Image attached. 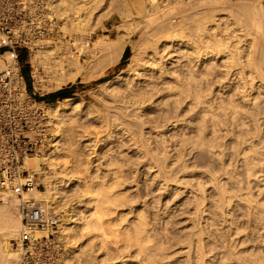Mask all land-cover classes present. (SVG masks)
<instances>
[{
	"label": "rangeland",
	"instance_id": "1",
	"mask_svg": "<svg viewBox=\"0 0 264 264\" xmlns=\"http://www.w3.org/2000/svg\"><path fill=\"white\" fill-rule=\"evenodd\" d=\"M139 1L140 2L142 1V3L144 5L139 3ZM182 1L183 0H181V2ZM232 1L227 0L229 6L232 5V8H231L227 5V2L221 0L222 4H223V2H224V4L226 3V5H224V4L223 5H224V8H227V9H225L227 12L225 10L219 11V13H223L221 15H217L218 14V12H217L216 13L217 16H215V17L218 21H216V19H213L215 22L213 21V23H211L212 22V19H211V21L209 23L210 27H211V25L217 26L220 29L222 27H224L226 21H229V19H230L229 8L235 9L234 7L238 6L239 4L241 5V3H238V1L239 2L243 1V3H244V0H238V1L234 0L233 2L238 4V5H236L234 3L230 4ZM245 1H247V0H245ZM260 1L263 2L264 0H260ZM88 2H90V1L87 0V3ZM129 2H130V4H129ZM176 2L177 1H175V0H144V1L143 0H94L95 4H93V0H92V2H90L88 4V6L91 4L92 13H91V11L89 12V14H90V15H88L89 18L87 17V19L84 22L85 28H86L85 29L86 33H84V36H83V34L81 35L77 32L75 33V31L71 32V34L69 32L67 33L66 26H68V24H70V23L71 24L73 23V25H74L77 22V20L75 19L76 14L74 12H72L70 15L71 19L68 22H67V20H65V18L63 16H59L56 14L57 19L61 20V23H59V24L57 23V26H56L57 28L54 30L53 34H51L47 38V41H52V42H57V41L62 40L63 42L60 41V42H62V44L64 42H68L70 40L69 43H71V44L69 45V48H70L69 52H71V50H72V57L74 59H76V58L79 59L80 65L82 64L81 65L82 66L81 72H82V76L84 77V81L81 78L82 76L81 77L77 76L75 79V82H73L74 80H71V77H73L76 74V72L78 73V71H76L74 69V67L71 66L70 63H68L66 61L63 63L65 65L64 71L57 70V72H58L57 75L58 76L61 75L60 77L63 76L67 80V82L62 86V88L69 87L71 85L73 86V88L71 89L72 92L69 93L70 97H68L70 99V101L66 103L65 107H63L61 109V112H60V114L62 113L61 116L63 117V119L61 117V120H62L61 122H64V123H61L59 126V128L61 127L59 129V132H60L59 137L56 134H54L55 132L53 133L54 125H50V131H51L50 139L53 140V139H56L55 137H57L56 142H58V143L60 142L59 147H58V149H60V150H58L55 154H53L52 160L50 161V163L48 165H41L40 166V169H41L40 174L36 172L37 180L41 186L40 189H38V190L40 192H46V190H47L46 188L51 187V184H53V182L55 180H59V179L62 180L63 186L60 188L61 190L59 189L58 196L60 197L63 195L60 198H66V199L75 198V199L79 200V201L75 200L76 202H72L73 205L69 208L73 209V215L75 214L74 218L78 217L77 219L75 218V220L78 221V223L75 221L77 223V224L76 223L75 224L77 226L81 225V227H83L82 224H85L84 222H86L87 219H90L91 216L94 214L93 212H95V208H96V206H98V205H96V204H98L97 200H99V199L101 200V198H99V197L101 195V191L103 190V189H101L102 185L104 188H107V190H108V187H110L108 191H111L110 193H112V194L109 196L111 198H113V197L114 198H113V200L110 199V201H112L113 203L110 201H108V203L105 202L106 204L103 203L106 205V206L105 205L104 206L106 207L105 209L107 210L108 215H107L106 211H105L106 215L104 214L105 212L102 215H99L100 218L102 219L101 220L102 225H103L102 229L99 231V228H94V229H91V233H90L91 240L93 239V243H95L93 248L97 249L95 251H96V254L98 255L99 259L100 258L102 259V254H103V252H106V248L107 249L109 248V250H111L110 251L111 253H109V256L107 257V261L105 262V264H140V261H141V263H145V261L143 262L142 258L145 257L146 251L141 252L143 249L142 250L137 249L139 246L137 247L136 246L137 244H134L135 242L133 240H130L131 241L130 242L128 240V237L126 234L129 232L131 234L135 233L137 226L139 227L142 224V222H140L141 221L140 218L142 219V221H144V220L146 221V223L143 222L145 225L142 224L143 228L150 226L151 229H155V231H154V230H151L150 227L148 229L146 228L147 229V231H146L147 236H145L146 234L144 232L142 234L140 233L142 236H144V238H142L139 235L140 239L142 238L141 242H143V243H141V244L143 246H145L146 248L147 247L150 248V245L154 246L155 244H157V242H159L158 244H160V242L166 240L165 241L166 244H164V242H163V244L162 243L161 244H162V246L163 245L165 246L164 248H166V247L169 248V250L167 248L169 253L164 252L166 249H164V251H163V253L168 254V255L166 254V256L168 258L167 257L162 258V256L163 255L165 256V254L160 255V256H158V258H160L161 260L165 259V258L166 259L162 260V261H160V259H159L158 263L166 264V262H167V264H168L170 262L171 264H182V262L185 261L184 259H186V258L184 257V259H183L182 253H184L186 251L184 245H186V242L191 235L190 232L193 228V226H192L193 223L191 220L193 200L190 199V198H192L190 195V192H192L193 187L191 188V186H192V184H194V182L195 183L198 182L199 178H201L200 181L202 183H204L203 185L206 184V186H205L206 187L205 188L206 189V193H205L206 195L205 196H207V197H206V199H205L206 201H204V203H206L207 205L209 203L212 204L211 201L214 202V200L216 199V194H214L215 195L214 197L212 196L213 195L212 193H215V192L213 190H211V188H210L211 184L208 181H206L207 180L206 177L203 178V175L201 172L207 171V169H210V170L213 169L212 171H214L215 168H216V170H215L216 173L219 174L222 172V171H220V170H222V168L220 167V165H218L217 162L212 163V161L205 154L203 155V153L200 152L199 149H196V147L194 146L196 141L197 142L199 141V137H201L200 140H202V141L204 140L205 143L219 144L221 147V150L223 152L225 151L224 152L225 156H226V157L224 156V161H225V166H226L225 168L227 170L229 169V171L231 170L230 172H232V173L234 170L236 177L238 176L237 178L238 179L240 178V180H242L241 181L242 186L245 189L250 187L249 189H251L254 198L256 200L259 199L258 201H260V202L262 200L260 198V197H262V195L260 194L261 191L259 192V190H261V188H262V190L264 189L263 188V186H264L263 182L264 181L262 182V180H264V177H263L264 175H262L264 173L263 172L264 170H262V171L258 170L256 173L257 176L248 178V175L251 172L249 171L250 172L249 173V172H247L248 170H244L246 168H244L245 166L243 164H241L242 162H240L241 161L240 160L241 155L243 154V152H241V147H243V145L241 146L240 143L242 140L246 139L247 140L246 142H248L247 145L249 146V149L254 144L257 145L258 147H261L260 142L264 143V139H263L264 138L263 137L264 136V134H263L264 133V131H263L264 130V122H262V120L260 119V121L262 122L260 125L262 128L260 130L261 134H259L258 136L256 135L257 137L255 138L254 137L255 134H252V133H254L253 132L254 130L251 127V125H249L247 127L248 129L245 126H243L244 128L247 129V131L245 129L246 132L245 131H244V133L241 132L242 134L240 135L239 133H240V131H242V127H240L241 125L240 126L235 125L236 126L235 127L234 126L235 123H233V121L231 120L232 118H228V117H230L228 110L232 106H234V108L237 110V107L242 102H241L240 95L237 96L239 93H238L237 87H235V86H238V85H235V80H233L234 77H232L233 81L232 80L227 81V79L221 77V75L223 76L222 70L224 68V67L221 68V66L223 65V63H221L222 59L219 58V59H216L218 61H212V62L206 61V64H205L206 69L209 68V66H210V68L213 70L212 73L209 74V76L202 74V72L205 71L202 69H204L205 67L204 68H202L201 66L199 67V65H197V64H195V65H197L196 66L197 70L191 69V67H189V66L194 64V61H192V60L188 61L189 58H185L183 56L184 51L187 50L185 48V45L177 46L179 48V50L177 47H174L176 50H173L171 44H169L168 46H170V48H169L170 50H168V49H166L168 51L165 50L166 51L165 55L167 54L166 57L162 61H160V59H159V58H161V56L158 55V53L161 50L160 48H162L161 44L163 42H172V37L174 35L178 34V32L176 33L175 29L177 28L176 29L177 31L179 29H180L179 31H181L183 29V26H180L181 24L184 25V27L185 26H187L188 28L190 27L189 26L190 21L189 22L187 20L181 21V18H179V17L180 16L182 17V15H183V18H184L186 15L194 14L196 11H198L196 8H192L188 4L189 0H184V2H182V4H180V6L183 5L184 7H180L179 5L176 4ZM133 3H135V4H133ZM136 4H138V5H136ZM233 4L236 6H234ZM225 6H227V7H225ZM140 7L141 8L143 7V9H144V13L141 14L142 16L136 11ZM179 7L181 8V10ZM185 7H186V10H184ZM188 7H190V8H188ZM172 8L174 10H171ZM224 8H222V9H224ZM183 11H187L188 14H186ZM189 12H190V14H189ZM73 13H74V15H73ZM127 13L129 15H131L130 18H129ZM163 13H164V15H163ZM84 14H85V12H83V11L80 13V15H84ZM143 14H144V16H143ZM162 17H164L165 19ZM76 18H78V16ZM149 19H153V22H151L150 25L148 23ZM219 20H221V21H219ZM224 20H225V22H224ZM146 21H148V22H146ZM180 21L185 22V23L188 22L189 24L188 23H186V24L181 23L180 24ZM159 23L160 24L162 23V24L160 25ZM164 23H166L165 26H164ZM167 23H169L170 25ZM216 23H221V24L216 25ZM213 24H215V25H213ZM159 26H162L165 28L168 27L169 28L168 30H170V28L172 29L169 31V38L167 39V41L165 39L166 36H163L162 33L161 34L164 38H162L160 36L161 34H159V36H156ZM154 27L157 28L156 32H155L156 29H154ZM151 28L154 29L153 30L154 33L152 32ZM188 28L184 29L185 32L182 30L183 35L185 34L183 37H186V38L191 37V34H190L191 31H190V28L189 29ZM149 32H151L152 34H150ZM186 32H188V33H186ZM73 33H74V35H73ZM172 33H173V35H172ZM186 34H189V35H186ZM153 35H155L154 38H153ZM117 37L118 38L120 37L121 39H123V41H122L123 43H125L126 40L128 41V45L125 46L126 48L124 47V45H122L123 44L122 43L121 45L123 46V48H122V46L120 48V46H119L120 44H118V45H115L114 47L112 46L113 48L112 47L106 48V49H104V51H102V48L95 44V43H98L99 41H105V39L117 40L118 39ZM75 38H76V40H75ZM157 38H158V40H157ZM86 39H88L89 41ZM163 39H165V40H163ZM176 39L178 40V36L175 37V39H173V41H175ZM242 41L249 43L248 42L249 40H247V38L246 39L243 38ZM83 42H85V43H83ZM149 44H151V45H149ZM85 45H87V46H85ZM175 45H176V43H175ZM84 46L87 48H85ZM116 46H118V47L116 48ZM242 46L247 47V44L242 43ZM111 48H112V51H111ZM180 48H182V49H180ZM113 49H115V50H113ZM117 49H119V50H117ZM126 49L129 50V53L126 56V59L123 61L122 60L123 50L125 51ZM176 51H178V52H176ZM180 51H183V52H180ZM34 52H35V49H33L31 51V53L24 52V51L22 52V57L24 59V67L23 68H24V72L26 74H28V76H29L28 84L31 87L33 85L35 86L36 95H37L38 100H43V98L45 96H47L48 94L56 93L62 88L57 89V90L54 89L51 91L46 90V88L51 86V85H54V86L57 85L58 81L55 78H53L49 73H47V71L43 68L42 65H39V64L35 65L33 62L30 61L31 57H35ZM109 52H111L110 54L112 55L111 56L112 58H110L108 60L105 58L106 57L105 55H107ZM146 52H147V54H146ZM168 52H169V54H168ZM153 53H154V55H153ZM156 53H157V56H156ZM3 54H5V53L0 51V57ZM114 55H116V57ZM117 55L118 56L120 55V58ZM148 55L150 57L154 56V60L150 61L151 63L150 62L145 63L148 60V57H149ZM178 55L179 56L181 55V58ZM177 56L179 58H177ZM5 57H3V61L5 60L4 59ZM69 57H71V53H70ZM111 59L113 60V62L115 60L116 63L114 62V63L109 64V61H111ZM118 59H119V61H118ZM183 59H185V60H183ZM154 61H155V63H152ZM190 62H191V64H189ZM214 62H215V64H214L215 67H217V68L220 67L219 69L216 70L217 72L214 70V69H216L213 66ZM4 63H5V61H4ZM186 63H188V65ZM144 65H147V66H144ZM186 67H188V68L186 69ZM134 70H136V71H134ZM192 70H194V71H192ZM191 72H192V74H194V72L196 74V77H194L195 79L192 80L193 84H190L191 80L188 81V77H187V76L190 77V75L187 73L191 74ZM213 72H214V74H213ZM220 72H222V73H220ZM198 73H200V74H198ZM134 74H135V77H134ZM195 74L193 76H195ZM197 74H198L199 78L197 77ZM119 75H122V76H120L121 80H119L117 84H114L115 86L114 85L111 86L109 82H112L116 77H119ZM126 75L131 76L130 77L131 79H129V78L126 79V77L123 78ZM200 75L202 78L200 77ZM203 75H205V76H203ZM139 76H141V77H139ZM137 77H138V79H137ZM122 78H123V80H122ZM53 79H55V80H53ZM131 80H134V81H131ZM194 80H196V81H194ZM186 82H188V83H186ZM230 82H231V84H230ZM132 83H133V85H132ZM125 84H126V86H125ZM232 84L234 85L235 88L233 87ZM185 85H186V87H185ZM188 85H190L191 87L190 86L188 87ZM127 86L129 89L127 88V92H125V89ZM230 87H232V89H230ZM256 88L254 89L255 92H252L253 93L252 95L253 96L256 95V97L259 99V101L262 102L260 106L261 107L263 106L262 109L264 110V99H263L264 98L263 97L264 88L261 87L262 92L260 90L258 92L257 91L258 88L257 89ZM132 89H134V90H132ZM137 89L141 92H139ZM179 89H182L180 91L183 94L179 91ZM233 89L235 90V92H233ZM118 90H121L122 92L120 91L121 93H119ZM115 91H117V93L119 95L116 94ZM183 91H185V92H183ZM236 91H237V94H236ZM106 92H107V94H106ZM110 92L112 94L113 93L114 94L111 96ZM124 92L127 94H124ZM179 92H180V94H179ZM194 92L195 93L198 92L197 95L200 97V101H198V102L195 101V95L196 94H194ZM175 93H177V94H175ZM200 94H202V95L200 96ZM121 95H123V96H121ZM129 96H130V98H129ZM123 97L125 98V100ZM193 97H194V99H193ZM202 97H204V99H206V100L204 101ZM117 98H118V101H116ZM201 98L203 101L201 100ZM53 99L54 98L46 99V102H49L48 100H53ZM238 99H239V101H238ZM59 100H60L59 98H55V100L52 102L55 103ZM140 100L143 102H141ZM176 100H178V103H176L177 102ZM190 100H192V101H190ZM123 101H124V105H123ZM192 102H193V104H192ZM202 102H203V104H202ZM204 102H206V104ZM239 102H241V103H239ZM125 103H126V106H125ZM142 103H144V104H142ZM47 104H52V103H47ZM207 104L209 105V107L213 105V107L216 108L214 111L215 113H217V112L222 113L223 111H227L226 119L228 118L229 120L227 119L225 121V125H226V128L228 129V133H226L225 131L223 132V134L221 132L220 133L214 132L212 130V127L207 123V120H204V119H207L211 116L210 112H208V110H206V108L209 109ZM235 104H236V106H235ZM243 105H242L243 108L240 107L241 105L238 107L240 109V110H237L238 112L241 111L243 113L244 110L245 111L249 110V107H246L245 103H243ZM123 107L125 110H123ZM245 107H246V109H245ZM204 111H207V112H204ZM204 113H207V114H204ZM226 123L228 124V126ZM175 124H176V126H173ZM205 128L207 130L209 128H211V130L209 129V131H207ZM244 128H243V130H244ZM250 129H252V132H248V131H250ZM231 130L233 132L236 130V132H234V134H233V132ZM203 131L205 132V136L203 134ZM230 132H232L233 135H231ZM225 135H226V137H225ZM159 136H160V138H159ZM217 136H219V137H217ZM161 137H162L164 143H160ZM235 137H236V139H235ZM133 139H135V140H133ZM158 139H159V141H158ZM136 141H138V142H136ZM56 142L55 141L52 142L49 140V142L45 144V146L49 148L48 154H50V152L54 151L53 147L51 148V146ZM191 142H192V144H191ZM252 143H254V144H252ZM185 144H186V146H185ZM238 144H240L239 149H238ZM257 146H255L256 149H258ZM162 147L164 148V150ZM245 147L247 148V146H245ZM192 148H193V150L195 148V150H197V151H191ZM236 149H238L239 154L241 153L240 157H238L239 154L237 153ZM259 149H260V151H262L261 148H259ZM180 150L183 152H181ZM239 150H240V152H239ZM176 151H178L179 154H178V152L175 153ZM246 151L248 154H250L249 150H246ZM184 152H186V154ZM234 153L235 154L237 153L236 156ZM165 154L168 155L170 160L174 159L173 160L174 162H175V159H177V158L178 159L181 158V160L184 158L183 160L185 161L184 162L182 160L185 163L184 166H178V167H176L175 171H172V173H173L172 177L174 178V180H178L177 178H179V181L178 182L174 181V183H173V182H171L173 180H170L169 181L170 186L168 185L169 187L167 186V188L165 186H163L164 188L161 187V184L159 182L162 181L164 178L162 176H161L162 178L160 177L158 170H157V167H153V163L155 164L154 157L156 155L157 156H160V155L163 156ZM176 154H178L177 155L178 157L176 156ZM251 154H252V152H251ZM263 155H264V153H263ZM263 155L260 157L263 159V161L259 162L258 163L259 165L257 164V166H261V167L263 166L264 167V164H263L264 163V158H263L264 156ZM199 156L200 157L203 156V158L202 157L200 158ZM226 162H227V164H226ZM185 165L187 166V168L189 167L188 170L185 167ZM242 165H243V167H242ZM150 166L153 167V170ZM31 167L33 169H35V166L33 165V163L31 165ZM183 168H184V171H183ZM185 170H187V171H185ZM114 172L115 173L118 172V173L115 174ZM246 173H248L247 176H246ZM259 174H260V176H259ZM116 175H118L119 178H118V176L115 177ZM64 176H66V177H64ZM98 176L101 177V178L99 177L100 180L98 179ZM247 178L250 180H248ZM246 179L248 180V182ZM202 180H204L205 182ZM251 180H253L252 182H254V181H256V182L252 184V182L250 183ZM115 183H116V185H114ZM175 183L179 186V188H177V190L180 193L175 190V188H176ZM256 183L258 185H254ZM207 184L210 187L208 186V188H207ZM261 184H263V185H261ZM99 185H101V186H99ZM247 185H249V186H247ZM100 189H101V191H100ZM107 190L105 189L106 192H108ZM103 192H104V190L102 191V193ZM173 192H175V193H173ZM108 194H109V192H108ZM31 195L39 199V197L36 195V193L34 191L32 192ZM256 195H258V196H256ZM79 196H82L81 198L83 200L81 198H78ZM208 197L209 198L211 197V200ZM10 199H12L11 201H15L16 203H18V200L16 197L13 196ZM10 199L9 198L5 199L4 202L5 203L7 201L9 202ZM41 199H43V198H41ZM41 199H39V200H41ZM185 199H187V200H185ZM102 200H101V203L103 202ZM183 200H185L186 202L188 201V202L185 203ZM263 200H264V196H263ZM263 200H262V202H264ZM4 202H2L0 204H3ZM95 202H96V204H95ZM16 203H15V205L17 206ZM74 203H75V205H74ZM110 203H112V204H110ZM103 204H102V206H103ZM94 206H95V208H94ZM183 206H184V209L186 211L182 208ZM109 207L111 208V210ZM188 208H190V209H188ZM181 210H183V211H181ZM234 210L235 211L230 210L231 213L229 211L228 214L226 215L227 217H225V218H222L220 216V219L222 218L223 222L217 223V221H219V219H216L217 221L213 220L212 217L214 215H211V217H210V214H211L210 210L206 211V212H208L209 215L207 213H205V211H204L205 214L202 213V215L204 214V216L201 215L197 218V221L199 220L198 223L196 221V225L198 224L197 226H200V224H201V226H203V229L206 226L205 230H202V234L204 232L202 237L204 236L203 237V239L205 238L204 241H206V240H210V241L204 242L205 243L204 246H209L208 245V242H209L211 244L209 247H211V248L207 249L208 247L207 248L204 247V249L206 248V251L209 250L207 252L208 253L210 252L209 253L210 255L214 254V257L212 256L214 259L211 257L212 260L210 261L213 264H215V263L218 264V262H219V259L218 260L215 259L218 257L217 254H215V253L218 252L219 250L216 252H215V250L218 247H220L221 244H223V245L227 244V246L231 245L230 247L232 249H234L236 247V249L238 250V253H239L242 251L244 252V251L249 250L251 248V246H253V244L256 243L257 240H262V239H260L261 237L258 236V234H259L258 232L256 233V235L253 232L255 239L253 238V236L251 234V232L253 230H251L246 225V223H244L245 219L242 216V212L240 211L241 212L240 213L238 210L237 211H236V209H234ZM63 212H64V215H66L67 212L66 211H63ZM233 212H235V213H233ZM208 217H209V219H208ZM201 218L204 221L206 220V222H204L203 220L201 221ZM213 218L215 219V216ZM210 219L213 221V223L211 222ZM224 219H226V220H224ZM240 220H242V221H240ZM148 221H149V223H148ZM207 221H208V223H207ZM215 221H216V224H215ZM224 221H225V223H224ZM139 222L141 224H139ZM209 222H211V223H209ZM234 223L237 226L238 231L235 229ZM254 223H256V222H254ZM137 224H139V225H137ZM151 224L152 225L154 224V225L152 226ZM241 225H243V226H241ZM135 226H136V228L132 229V227H135ZM128 227H130L132 230ZM232 227H233V230H232ZM241 227H243V228H241ZM246 229H249V230H246ZM133 230H135V231H133ZM230 230H231V232H229ZM246 231L248 232L249 237L247 236ZM98 232H100L101 234ZM206 232L207 233L209 232V233L205 234ZM92 234L99 235V237H98L99 240L98 239L95 240V236H93ZM154 234H155V236H153ZM90 235H86V237L89 238ZM104 236H106V237H104ZM60 237L62 238V240L64 241V244H65V249L63 252V255H64L65 252H67V250H68V252L71 251L73 246L71 243H68L66 237H64L62 235H60ZM86 237L77 238V241H75V245H79V242L80 243L82 242L81 239L88 240ZM101 237H103V238H101ZM156 237L159 239H162V240L158 241L159 239H157ZM218 238H219V240H218ZM101 239H103V241L105 243L103 245V247H106L105 250L103 248H101L100 245H98V242H100ZM156 239H157V242L155 243ZM222 239H225V240H222ZM244 239H245V241H244ZM91 240H90V242H92ZM241 240H242V242L244 241L243 244L241 243ZM215 241H217L216 242L217 244L215 243ZM212 242H214L215 243L214 245L216 246L215 250L213 249V251H212V247L214 248V245L212 244ZM247 242H249V243H247ZM130 243L132 245H130ZM133 244L136 247H134ZM217 245H218V247H217ZM261 245H260L261 248H257V249H260V250L264 249V242L263 241H262ZM153 246H151V247H153ZM98 247H100V248H98ZM244 247H245V249H244ZM218 249L221 250L222 247L218 248ZM237 250H235V251H237ZM262 253L264 254V250H262ZM142 254H144L143 257H142ZM168 260H170V261H168ZM213 260H215V263ZM216 260H217V262H216ZM186 261H187V259H186ZM186 261L183 264H190V263L192 264V261L190 263H189V261L188 262H186ZM66 262L68 264H73L72 261H69V262L66 261ZM210 262H209V264H211Z\"/></svg>",
	"mask_w": 264,
	"mask_h": 264
},
{
	"label": "bare ground",
	"instance_id": "2",
	"mask_svg": "<svg viewBox=\"0 0 264 264\" xmlns=\"http://www.w3.org/2000/svg\"><path fill=\"white\" fill-rule=\"evenodd\" d=\"M90 2H92V0H89ZM144 1V0H143ZM175 1H177L176 2V4L177 5H179L180 6V4H182V2H184V0L181 2V0H175ZM223 1H225V2H227V0H223ZM232 1V0H231ZM234 1V0H233ZM231 2L230 4H232V3H234V2ZM238 1V0H237ZM90 2H88L87 3V0H55V2H54V10H55V12H56V14L57 15H59V16H63L64 18H65V20H67V22L71 19V13L72 12H74L76 15H75V19L77 20V22L73 25V23L71 24H68V26H66V31H67V33L69 32L70 34H71V32H74L75 31V33L77 32V33H79V34H83V36H84V33H86L85 31V20L87 19V17H88V15H90L89 14V12L91 11V4L88 6V4L90 3ZM99 2V1H98ZM97 2V3H98ZM124 2V1H123ZM246 2V3H245ZM115 3V2H114ZM132 3V2H131ZM137 3V2H136ZM139 3H141V4H143L142 3V1L140 2L139 1ZM138 3V4H139ZM238 3H241V5L239 4H236V3H234V4H236V5H238V6H236V5H234V6H236V7H234L235 9H230L229 8V13H230V19H229V21H226V23H225V25H224V27H222L221 29L219 28V27H217V26H212L211 25V27H210V21H211V19H212V22L211 23H213V19H216V17L215 16H217V15H221V14H223V13H219V11H222V10H225V9H227V8H224V5H226V3L224 4V2H223V4L221 3V0H189V2H188V4L192 7V8H196L198 11H196L194 14H190V12H189V14L190 15H184L185 17V19L183 18V15H182V17L180 16H178L179 18H181V21L182 20H187L188 22L190 21V31H191V37H188V38H186V37H183L184 35H183V31L185 32V30L184 29H186V28H188L187 26H185L184 27V25H182L181 23H184V24H186V23H188V22H181L180 21V26H183V31L181 30V31H177L175 28V31H176V33L178 32V34L177 35H174L175 37H177L178 36V40L176 39L175 41H173V39H175V37L173 38L172 37V42H163L162 44H161V47L162 48H160L161 50H160V52L158 53V55H160L161 56V58H159L160 59V61H162V60H164V58L166 57V55H165V53H166V51H168V50H170L169 48H170V46H168L169 44H171V46H172V48H173V50H176L174 47H177V46H183V45H185V48L187 49V50H183L184 51V53H183V56L185 57V58H189L188 59V61L189 60H192V61H194V64L193 65H191V66H189V67H191V69H196V66L197 65H199V67L201 66L202 68H204L205 67V64H206V61H210V62H212V61H218V60H216V59H219V58H221L222 59V62L221 63H223V65L221 66V68H223V76L221 75V77H223V78H225V79H227V81L228 80H232L233 78L232 77H234V79L233 80H235V85H238V86H235V87H237V89H238V95L237 96H239L240 95V98H241V102H239V103H241V104H239V106L240 107H242V105H243V103H245L246 104V107H249V110H242L243 111V113L241 112V111H237V110H240L238 107H237V110L234 108V106H232L229 110H228V113H229V116L230 117H228V118H232L231 120L233 121V123H235L234 124V126L236 125V126H240V127H242V131H240V135L242 134L241 132H243L244 133V131H245V129L249 126V125H251V127L253 128V132L254 133H252V134H255V138L259 135V134H261L260 133V130L262 129L261 128V123L262 122H264V110L262 109V107L260 106L261 105V103L262 102H260L259 101V99L256 97V95H252L253 93L252 92H255V88L257 87L258 88V92H259V90L262 92V90H261V87H263L264 88V1L263 2H261L260 0H247V1H245L244 0V3H243V1L242 2H239L238 1ZM93 4H95L94 3V0H93ZM129 4H130V2H129ZM133 4H135V3H133ZM138 4H136V5H138ZM185 4V3H184ZM223 6H222V5ZM125 5V4H124ZM144 5V4H143ZM156 5V4H155ZM186 5V4H185ZM227 5L229 6V4H228V2H227ZM93 6V5H92ZM140 6V5H139ZM188 6V5H187ZM128 7V6H127ZM136 7V6H135ZM176 7V6H175ZM174 7V8H175ZM180 7H184L183 5L182 6H180ZM179 7V8H180ZM225 7H227V6H225ZM229 7H231L232 8V5L231 6H229ZM93 8V7H92ZM188 8H190V7H188ZM187 8V9H188ZM222 8H224V9H222ZM98 9V8H97ZM130 9V8H129ZM158 9V8H157ZM119 10V9H118ZM128 10V9H127ZM171 10H174L173 8L171 9ZM179 10V9H178ZM180 10H181V8H180ZM184 10H186V7L184 8ZM190 10V9H189ZM85 12V14L84 15H80V13L81 12ZM100 11V10H99ZM140 15L142 14V13H144V9H143V7L141 8H138V10H136ZM147 11V10H146ZM226 11V10H225ZM129 12V11H128ZM169 12V11H168ZM172 12V11H171ZM183 12H185L186 14H188V12L187 11H183ZM218 12V14L216 15V13ZM224 12V11H223ZM227 12V11H226ZM74 13H73V15H74ZM91 13H92V11H91ZM97 13V12H96ZM107 13V12H106ZM131 13V12H130ZM128 14V13H127ZM134 14V13H133ZM132 14V15H133ZM182 14V13H181ZM227 14V13H226ZM225 14V15H226ZM94 15V14H93ZM163 15H164V13H163ZM166 15V14H165ZM78 16V18H76ZM128 16H129V18L131 17V15H129L128 14ZM142 16V15H141ZM143 16H144V14H143ZM146 16V15H145ZM162 16V15H161ZM177 16V15H176ZM125 17V16H124ZM123 17V18H124ZM151 17V16H150ZM174 17V16H173ZM221 17V16H220ZM224 17V16H223ZM59 18V17H58ZM62 18V17H61ZM89 18V17H88ZM128 18V17H127ZM153 18V17H152ZM162 18H164V17H162ZM168 18V17H167ZM183 18V19H182ZM226 18V17H225ZM154 19V18H153ZM153 19H149V22L148 21H146V22H148L149 23V25L151 24V22H153ZM165 19V18H164ZM173 19V18H172ZM219 19V18H218ZM155 20V19H154ZM162 20V19H161ZM222 20V19H221ZM221 20H219V21H221ZM228 20V19H227ZM166 21V20H165ZM216 21H218L217 19H216ZM72 22V21H71ZM75 22V21H74ZM101 22V21H100ZM167 22V21H166ZM215 22V21H214ZM224 22H225V20H224ZM223 22V23H224ZM163 23V22H162ZM161 23V24H162ZM222 23V22H221ZM221 23H216V25L218 24H221ZM160 24V23H159ZM160 24V25H161ZM165 24L166 23H164V26H165ZM167 24H169V23H167ZM189 24V23H188ZM100 25V24H99ZM170 25V24H169ZM213 25H215V24H213ZM145 26V25H144ZM163 26V25H162ZM162 26H159V28H158V31H157V28L156 27H154V29H156L155 30V32L157 31V35L156 36H159V34H163V36H166V41H167V39L169 38V31L170 30H172L171 28H170V30H168L169 28L167 27V28H165V27H162ZM174 26V25H173ZM221 26V25H220ZM147 27V26H146ZM151 27V26H150ZM170 27V26H169ZM172 27V26H171ZM179 27V26H178ZM148 28V27H147ZM173 28V27H172ZM182 28V27H181ZM188 28V29H189ZM152 29V32L154 33V29L153 28H151ZM219 29V30H218ZM90 31V30H89ZM147 31V30H146ZM187 31V30H186ZM189 31V32H190ZM120 32V31H119ZM147 33V32H146ZM145 33V34H146ZM150 34H152L151 32H149ZM175 33V32H174ZM186 33H188V32H186ZM156 34V33H155ZM162 34L160 35L162 38H164L163 36H162ZM73 35H74V33H73ZM172 35H173V33H172ZM186 35H189V34H186ZM72 36V35H71ZM154 36L155 35H153V38H154ZM73 37V36H72ZM81 37V36H80ZM124 37V36H123ZM122 37V38H123ZM91 38V37H90ZM118 38V37H117ZM149 38V37H148ZM243 38H247V40H249L248 42L249 43H247V42H243L242 41V39ZM126 39V38H125ZM156 39V38H155ZM160 39V38H159ZM165 39H163V40H165ZM69 40V39H68ZM72 40V39H71ZM75 40H76V38H75ZM86 40H88V39H86ZM157 40H158V38H157ZM47 41V40H46ZM43 42V43H39V44H37L36 45V49H35V54H34V56L35 57H31L30 58V61L31 62H33L35 65L36 64H39V65H42L43 66V68L47 71V73H49L53 78H55L57 81H58V83H57V85H51V86H49V87H47L46 88V90L47 91H51V90H54V89H60V88H62V86L67 82V80L62 76V77H60V76H58L57 74H58V72H57V70H61V71H64V69H65V65L63 64L65 61L66 62H68V63H70V65L71 66H73L74 67V69L76 70V71H78V73L76 72V74L73 76V77H71V80H74L73 82H75V79H76V77L78 76V77H81L82 76V64L80 65V63H79V59H74L73 57H72V50H71V52H69L70 51V48H69V45L71 44V43H69V41L68 42H64L63 44H62V40H60V41H62V42H60V41H57V42H52V41H47V42ZM79 41V40H78ZM89 41V40H88ZM123 41V39H121L120 37L117 39V40H111V39H105V41H99L98 43H95L97 46H100L101 48H102V51H104V49H106V48H110V47H114L115 45H118V44H120L119 46H120V48H121V46L122 45H124V47L125 46H127L128 45V41L126 40V42L125 43H123L122 42ZM73 42V41H72ZM155 42V41H154ZM159 42V41H158ZM2 38H1V36H0V46L2 45ZM60 43V44H59ZM83 43H85V42H83ZM88 43V42H87ZM86 43V44H87ZM123 43V44H122ZM175 43H176V45H175ZM242 43H246L247 44V47L245 48V47H243L242 46ZM122 44V45H121ZM156 44V43H155ZM59 45V46H58ZM75 45V44H74ZM95 45V46H96ZM146 45V44H145ZM149 45H151V44H149ZM158 45V44H157ZM245 45V44H244ZM85 46H87V45H85ZM84 46V47H85ZM94 46V47H95ZM72 47V46H71ZM112 47V48H113ZM118 46H116V48H117ZM85 48H87V47H85ZM99 48V47H98ZM112 48H111V51H112ZM122 48H123V46H122ZM126 48V47H125ZM124 48V49H125ZM178 48V47H177ZM166 49H168V50H166ZM180 49H182V48H180ZM109 50V49H108ZM113 50H115V49H113ZM117 50H119V49H117ZM157 50V49H156ZM166 50V51H165ZM178 50H179V48H178ZM101 51V52H102ZM146 51V50H145ZM183 51H180V52H183ZM108 52V51H107ZM115 52V51H114ZM157 52V51H156ZM176 52H178V51H176ZM70 53H71V57H69L70 56ZM105 53V52H104ZM111 52H109L107 55H105L106 57V59H110V58H112L111 56V54H110ZM123 53H124V50H123ZM139 53V52H138ZM155 53V52H154ZM154 53H153V55H154ZM106 54V53H105ZM116 54V53H115ZM146 54H147V52H146ZM168 54H169V52H168ZM178 54V53H177ZM180 54V53H179ZM152 55V56H153ZM6 56V53L5 54H3L1 57H0V71L5 67V63H4V61H3V57H5ZM115 57H116V55H114ZM118 56V55H117ZM149 56V55H148ZM156 56H157V53H156ZM155 56V57H156ZM179 56V55H178ZM177 56V58H181V55L178 57ZM79 57V56H78ZM119 58H120V55L118 56ZM72 58V59H71ZM114 59V58H113ZM146 59V58H145ZM58 62H57V61ZM71 60V61H70ZM117 60V59H116ZM154 60V56L153 57H148V60L145 62V63H147V62H150V61H153ZM179 60V59H178ZM183 60H185V59H183ZM182 60V61H183ZM187 60V59H186ZM118 61H119V59H118ZM136 61V60H135ZM159 61V62H160ZM108 62V61H107ZM114 62H115V60H114ZM113 62V60L111 59V61H109V64H111V63H114ZM164 62V61H163ZM178 62V61H177ZM186 62V61H185ZM116 63V62H115ZM151 63V62H150ZM152 63H155V61L154 62H152ZM208 63V62H207ZM220 63V64H221ZM187 65H188V63H186ZM189 64H191V62L189 63ZM195 64H197V65H195ZM215 62L213 63V66L215 67ZM107 65V64H106ZM148 65V64H147ZM147 65H144V66H147ZM155 65V64H154ZM164 65V64H163ZM210 65V64H209ZM218 65V64H217ZM149 66V65H148ZM152 66V65H151ZM186 66V65H185ZM212 66V65H211ZM219 66V65H218ZM208 67V66H207ZM164 68V67H163ZM188 67H186V69H187ZM216 69H214L215 71L217 70V69H219L220 67H215ZM144 69V68H143ZM154 69V68H153ZM197 70V69H196ZM202 70H205L204 72H202V74H205V75H208L209 76V74L210 73H212V69L210 68V66H209V68H207L206 69V67L204 68V69H202ZM126 71V70H125ZM134 71H136V70H134ZM133 71V72H134ZM158 71V70H157ZM163 71V70H162ZM192 71H194V70H192ZM199 71V70H198ZM197 71V72H198ZM139 72V71H138ZM175 72V71H174ZM190 72V71H189ZM196 72V73H197ZM217 72V71H216ZM135 73V72H134ZM162 73V72H161ZM220 73H222V72H220ZM137 74V73H136ZM143 74V73H142ZM187 74H189L190 75V77L189 76H187L188 77V81L189 80H191V83L190 84H193V82H192V80L193 79H195L194 77H196V74H195V72H194V74H195V76H193L194 74H192V72H191V74L190 73H187ZM198 74H200V73H198ZM198 74H197V77H198ZM213 74H214V72H213ZM212 74V75H213ZM141 75V74H140ZM146 75V74H145ZM186 75V74H185ZM205 75H203V76H205ZM220 75V74H219ZM120 76H122V75H119V77H116L112 82H109L110 83V85L111 86H113L114 84H117L118 83V81L119 80H121V78H120ZM133 76V75H132ZM50 77V76H49ZM126 77V79H131L130 77L131 76H129V75H126V76H124L123 78H125ZM134 77H135V74H134ZM139 77H141V76H139ZM200 77H201V75H200ZM82 79H83V81H84V77L82 76L81 77ZM86 78V77H85ZM123 78H122V80H123ZM199 78V77H198ZM197 78V79H198ZM202 78V77H201ZM204 78V77H203ZM55 79H53V80H55ZM137 79H138V77H137ZM187 79V78H186ZM140 80V79H139ZM232 80V81H233ZM131 81H134V80H131ZM187 81V80H186ZM194 81H196V80H194ZM237 81V82H236ZM125 82V81H124ZM127 83V82H126ZM160 83V82H159ZM186 83H188V82H186ZM195 83V82H194ZM234 83V82H233ZM135 84V83H134ZM180 84V83H179ZM183 84V83H182ZM230 84H231V82H230ZM131 85V84H130ZM132 85H133V83H132ZM139 85V84H138ZM184 85V84H183ZM182 85V86H183ZM233 85V84H232ZM115 86V85H114ZM125 86H126V84H125ZM190 85H188V87H189ZM230 86V85H229ZM137 87V86H136ZM139 87V86H138ZM185 87H186V85H185ZM191 87V86H190ZM210 87V86H209ZM233 87H234V85H233ZM234 87V88H235ZM127 88H128V86L126 87V89H125V92H127ZM132 88V87H131ZM142 88V87H141ZM144 88V87H143ZM177 88V87H176ZM179 88V87H178ZM181 88V87H180ZM201 88V87H200ZM256 88V89H257ZM114 89V88H113ZM129 89V88H128ZM184 89V88H183ZM230 89H232V87H230ZM45 90V91H46ZM123 90V89H122ZM132 90H134V89H132ZM138 90V89H137ZM180 90H182V89H179V91ZM194 90V89H193ZM112 91V90H111ZM121 90H118V92L119 93H121L120 92ZM136 91V90H135ZM139 91V90H138ZM144 91V90H143ZM142 91V92H143ZM169 91V90H168ZM220 91V90H219ZM256 91V92H257ZM124 92V94H127V93H125ZM139 92H141V91H139ZM145 92V91H144ZM176 92V91H175ZM181 92V91H180ZM180 92H179V94H180ZM183 92H185V91H183ZM189 92V91H188ZM233 92H235V90L233 89ZM260 92V93H261ZM264 92V91H263ZM111 93V92H110ZM115 93L116 94H118L117 93V91H115ZM182 93V92H181ZM198 93V92H197ZM197 93H195L194 92V94H196L195 95V101H200V97L197 95ZM106 94H107V92H106ZM114 94V93H113ZM112 93L110 94L111 96L113 95ZM115 94V95H116ZM130 94V93H129ZM137 94V93H136ZM141 94V93H140ZM165 94V93H164ZM175 94H177V93H175ZM183 94V93H182ZM187 94V93H186ZM236 94H237V91H236ZM255 94V93H254ZM259 94V93H258ZM119 95V94H118ZM143 95V94H142ZM174 95V94H173ZM202 94H200V96H201ZM221 95V94H220ZM263 95V94H262ZM121 96H123V95H121ZM132 96V95H131ZM136 96V95H135ZM140 96V95H139ZM177 96V95H176ZM180 96V95H179ZM182 96V95H181ZM194 96V95H193ZM260 96V95H259ZM108 97V96H107ZM116 97V96H115ZM145 97V96H144ZM261 97V96H260ZM259 97V98H260ZM263 97H264V95H263ZM121 98V97H120ZM124 98V97H123ZM129 98H130V96H129ZM134 98V97H133ZM177 98V97H176ZM175 98V99H176ZM182 98V97H181ZM203 98V100L205 101L206 99H204V97H202ZM202 98H201V100H202ZM233 98V97H232ZM239 98V97H238ZM239 98V99H240ZM113 99V98H112ZM111 99V100H112ZM122 99V98H121ZM178 99V98H177ZM193 99H194V97H193ZM236 99V98H235ZM234 99V100H235ZM239 99H238V101H239ZM264 99V98H263ZM114 100V99H113ZM123 100V99H122ZM124 100H125V98H124ZM130 100V99H129ZM133 100V99H132ZM172 100V99H171ZM202 100V101H203ZM70 101V99H65V100H63V101H61V100H59V101H57V102H55V103H52V104H46L45 105V108H46V113H47V115H48V122L50 123V125H54V128H53V133L54 134H56L58 137L60 136V132H59V129L61 128H59V126H60V124L61 123H64V122H61L62 120H61V114H60V112H61V109L63 108V107H65V105H66V103L67 102H69ZM116 101H118V98H117V100ZM141 101V100H140ZM139 101V102H140ZM177 102L176 103H178V100H176ZM190 101H192V100H190ZM194 101V100H193ZM237 101V102H238ZM262 101V100H261ZM129 102V101H128ZM127 102V103H128ZM141 102H143V101H141ZM184 102V101H183ZM215 102V101H214ZM224 102V101H223ZM222 102V103H223ZM230 102V101H229ZM117 103V102H116ZM146 103V102H145ZM175 103V102H174ZM181 103V102H180ZM200 103V102H199ZM198 103V104H199ZM205 104H206V102H204ZM208 103V102H207ZM231 103V102H230ZM129 104V103H128ZM142 104H144V103H142ZM192 104H193V102H192ZM201 104V103H200ZM202 104H203V102H202ZM123 105H124V101H123ZM130 105V104H129ZM137 105V104H136ZM196 105V104H195ZM208 105V104H207ZM206 105V106H207ZM232 105V104H231ZM234 105V104H233ZM238 105V104H237ZM249 105V106H248ZM106 106V105H105ZM125 106H126V103H125ZM128 106V105H127ZM132 106V105H131ZM134 106V105H133ZM141 106V105H140ZM182 106V105H181ZM224 106V105H223ZM235 106H236V104H235ZM244 106V105H243ZM121 107V106H120ZM119 107V108H120ZM129 107V106H128ZM135 107V106H134ZM208 107H209V105H208ZM217 107V106H216ZM246 107H245V109H246ZM204 108V107H203ZM219 108V107H218ZM221 108V107H220ZM224 108V107H223ZM243 108V107H242ZM241 108V109H242ZM122 109V108H121ZM140 109V108H139ZM215 109L216 108H214L213 107V105L212 106H210L209 107V109H207L206 108V110H208V112H210V117L209 118H207V119H204V120H207V123L212 127V130L214 131V132H217V133H222L223 134V132L225 131L226 133H228V129L226 128V125H225V121L228 119H226V115H227V111H223L222 113L221 112H217V113H215L214 111H215ZM123 110H125L124 109V107H123ZM135 110V109H134ZM226 110V109H225ZM131 111V110H130ZM137 111V110H136ZM191 111V110H190ZM222 111V110H221ZM64 112V111H63ZM204 112H207V111H204ZM120 113V112H119ZM118 113V114H119ZM204 114H207V113H204ZM209 114V113H208ZM91 115V114H90ZM139 116V115H138ZM207 116V115H206ZM112 117V116H111ZM62 119H63V117H62ZM141 119V118H140ZM171 119V118H170ZM260 119L262 120V122L260 121ZM229 120V119H228ZM230 120V121H231ZM64 121V120H63ZM229 121V122H230ZM231 121V122H232ZM230 122V123H231ZM106 124V123H105ZM120 124V123H119ZM227 124V123H226ZM65 125V124H64ZM109 125V124H108ZM208 125V126H209ZM173 126H176V124L175 125H173ZM227 126H228V124H227ZM233 126V125H232ZM235 126V127H236ZM243 126H245L246 128H244ZM207 127V126H206ZM234 127V128H235ZM250 127V128H251ZM196 128V127H195ZM243 128H244V130H243ZM72 129V128H71ZM123 129V128H122ZM167 129V128H166ZM165 129V130H166ZM206 129V128H205ZM210 130H211V128H209ZM209 129L207 130V131H209ZM248 129V128H247ZM247 129H246V131H247ZM206 131V132H207ZM230 131V130H229ZM232 131V130H231ZM245 131V132H246ZM264 131V130H263ZM233 132V131H232ZM232 132H230L231 133V135H233L234 134V132H236V130L233 132V134H232ZM248 132H252V129H250V131H248ZM247 132V133H248ZM262 132V131H261ZM225 133V134H226ZM246 133V134H247ZM203 134H204V136H205V132L203 131ZM210 134V133H209ZM216 134V133H215ZM264 134V133H263ZM237 135V134H236ZM257 135V136H256ZM198 136V135H197ZM202 136V135H201ZM213 136V135H212ZM247 136V135H246ZM217 137H219V136H217ZM225 137H226V135H225ZM224 137V138H225ZM229 137V136H228ZM253 137V138H254ZM264 137V136H263ZM56 139H57V137H55ZM149 138V137H148ZM159 138H160V136H159ZM177 138V137H176ZM204 138V137H203ZM202 138V139H203ZM221 138V137H220ZM252 138V139H253ZM261 138V137H260ZM56 139H50V141H55L56 142ZM201 139V137H199V141L197 142L196 141V143L194 144V146L196 147V149H199L200 150V152H202L203 153V155L205 154L211 161H212V163H214V162H217L218 163V165H220V167L222 168V170H220V171H222L221 173H216L215 172V170H216V168H215V170L214 171H212V170H210V169H207V171H203V172H201L202 173V175H203V178L204 177H206V181H208L210 184H211V187L207 184V188H208V186L211 188V190H213L215 193H212L213 195V197L215 196L214 194H216V199L214 200V202L213 201H211L212 202V204H210L209 202V204L207 205L206 203H204V201H206L205 199H206V197L207 196H205L206 194V184L205 185H203L204 183H202L200 180H201V178H199V181L198 182H194V184H192V186H191V188L193 189L192 190V192H190V195H191V197L192 198H190V199H192L193 200V206H192V217H191V220H192V226H193V228H192V230H191V235H190V237L188 238V240H187V242H186V245H184L185 246V249H186V251L184 252V253H182V257H183V259H184V257L187 259V261H186V259H184L186 262H188L189 261V263L192 261V264H209V262L212 260L211 259V257L213 256L214 257V254H212V255H210L207 251H209V250H207L206 251V248L207 249H209V248H211V247H209L211 244L208 242V245L209 246H204V242H206V241H210V240H206V241H204V239H203V237H202V235L204 234V232H203V234H202V230H205V228H206V226L204 227V229H203V226H201V224H200V226H197L196 225V221H197V218L199 217V216H201L202 215V213H204V211H205V213H207L208 214V212H206L207 210H210V212H211V214H210V217H211V215H214L215 216V219L212 217V219L213 220H216V219H219V221H217V223L218 222H223L222 221V218H225V217H227L226 215L228 214V212L231 210V211H235L234 209H236V211L238 210L239 212L241 211L242 212V216H243V218L245 219V222L244 223H246V225L251 229V230H253L252 232H251V234H252V236H253V238H254V233H255V235H256V233L258 232L259 234H258V236L259 237H261L260 239H262V240H257L256 241V243H254L253 244V246H251V248L249 249V250H247V251H242V252H239L238 253V250L236 249V247L234 248V249H232L230 246H227V244L224 246L223 244H221V246L220 247H218V245H217V247L218 248H221L222 247V249L220 250V249H216L215 250V243L217 242V241H215V243L214 242H212V244L214 245V248L212 247V251H213V249L215 250V252L216 251H218V252H214L215 254H217V258H215V259H219V262H218V264H264V254L262 253V250H264V249H262V250H260V249H257V248H261V243H262V241L264 242V202H262V200H263V196H264V189L262 190V188H261V190H259V192L261 191V195H262V197H260L261 199V202L260 201H258V200H256L255 198H254V196H253V194H252V191H251V189H249V188H244L243 186H242V184H241V181L242 180H240V178L238 179L237 177H236V175H235V173H234V170H233V173L232 172H230L229 171V169L227 170L225 167V161H224V156H225V151L223 152L222 150H221V147H220V145L219 144H216V143H205V141L203 140H200ZM208 139V138H207ZM211 139V138H210ZM235 139H236V137H235ZM251 139V140H252ZM259 139V138H258ZM257 139V140H258ZM264 139V138H263ZM133 140H135V139H133ZM206 140V139H205ZM256 140V139H255ZM158 141H159V139H158ZM181 141V140H180ZM221 141V140H220ZM241 141V140H240ZM247 140L245 139V140H242L241 141V146L243 145V147H241V152H243V154L241 155V153L239 154L238 153V149H239V145L240 144H238V149H236V151H237V153L239 154L238 155V157H240V155H241V158H240V162H242L241 164H243L245 167L244 168H246V169H244V170H248L247 172H249L250 174L248 175V173H246V176L248 175V178H251V177H254V176H257L256 175V173H257V171L258 170H264V167L262 166H257V164L259 163V162H261V161H263V159L262 158H260L262 155H263V153H264V143H262V142H260L261 143V147H258L257 145H255L254 143H252V144H254L255 146H257V148L259 149V148H261V150L262 151H260V149L258 150V149H256V147L253 145V146H251L250 147V149H249V146L247 145V143L248 142H246ZM253 141V140H252ZM136 142H138V141H136ZM150 142V141H149ZM219 142V141H218ZM217 142V143H218ZM238 142V141H237ZM60 143V142H59ZM59 143L58 142H56V143H54L52 146H51V148L53 147V149H54V151H52V152H50V154H48V147H46L45 145L41 148V151H40V153L38 154V155H36V157H35V159H34V162H33V165L35 166V169H34V171L35 172H37V173H39L40 174V172H41V169H40V166L41 165H48L49 163H50V161L52 160V156H53V154H55L58 150H60V149H58V147H59ZM160 143H164V141H163V139H162V137H161V140H160ZM235 143V142H234ZM239 143V142H238ZM148 144V143H147ZM181 144V143H180ZM183 144V143H182ZM191 144H192V142H191ZM222 144V143H221ZM250 144V143H249ZM184 145V144H183ZM219 145V146H218ZM260 145V144H259ZM168 146V145H167ZM182 146V145H181ZM185 146H186V144H185ZM193 146V147H194ZM237 146V145H236ZM245 146H247V148L245 147ZM61 147V146H60ZM142 147V146H141ZM140 147V148H141ZM223 147V146H222ZM225 147V146H224ZM163 148V147H162ZM182 148V147H181ZM184 148V147H183ZM186 148V147H185ZM226 148V147H225ZM188 149V148H187ZM163 150H164V148H163ZM166 150V149H165ZM169 150V149H168ZM173 150V149H172ZM182 150V149H181ZM180 150V151H181ZM184 150V149H183ZM198 150V151H199ZM246 150H249L250 151V154H251V152H252V154L250 155V154H248L247 153V151ZM171 151V150H170ZM190 151V150H189ZM191 151H197V150H195V148H194V150H193V148H192V150ZM190 151V152H191ZM119 152V151H118ZM178 151H176L175 153H177ZM181 152H183V151H181ZM199 152V153H200ZM229 152V151H228ZM239 152H240V150H239ZM165 153V152H164ZM168 153V152H167ZM185 154H186V152H184ZM189 153V152H188ZM195 153V152H194ZM236 153V154H237ZM247 153V154H246ZM178 154H179V152H178ZM178 154H176V156L178 155ZM228 154V153H227ZM235 154V153H234ZM233 154V155H234ZM236 154H235V156H236ZM181 155V154H180ZM231 155V154H230ZM229 155V156H230ZM155 156V155H154ZM184 156V155H183ZM264 156V155H263ZM39 157V158H38ZM178 157V156H177ZM200 157V156H199ZM202 158H203V156H201ZM200 157V158H201ZM226 157V156H225ZM37 158V159H36ZM191 158V157H190ZM195 158V157H194ZM264 158V157H263ZM184 159V158H183ZM182 159V160H183ZM187 159V158H186ZM199 159V158H198ZM95 160V159H94ZM153 160V159H152ZM154 160H155V164L153 163V167H157V170H158V173H159V175H160V177L162 176L164 179L162 180V181H160L159 183L161 184V187H163V186H165L166 188H167V186L169 185V181L170 180H173V181H171V182H173L174 183V181H176V182H178L179 181V178H177L178 180H174V178L172 177L173 176V173H172V171H175L176 170V167H178V166H184V162L181 160V158L180 159H175V162L173 161L174 159H172V160H170V158L168 157V155H160V156H155L154 157ZM153 160V161H154ZM188 160V159H187ZM229 160V159H228ZM239 160V159H238ZM120 161V160H119ZM182 161V162H181ZM231 161V160H230ZM53 162V161H52ZM173 162V163H172ZM226 164H227V162H226ZM240 164V163H239ZM262 164V163H261ZM264 164V163H263ZM151 165V164H150ZM217 165V164H216ZM243 165H242V167H243ZM259 165V164H258ZM213 166V165H212ZM215 166V165H214ZM232 166V165H231ZM236 166V165H235ZM234 166V167H235ZM241 166V165H240ZM117 167V166H116ZM151 168H152V170H153V167L152 166H150ZM185 167L187 168V166L185 165ZM184 167V168H185ZM241 167V168H242ZM260 167V168H259ZM184 168H183V171H184ZM185 168V169H186ZM189 168V167H188ZM188 168H187V170H188ZM219 168V167H218ZM128 169V168H127ZM182 169V168H181ZM238 169V168H237ZM187 170H185V171H187ZM218 170V169H217ZM95 171V170H94ZM121 171V170H120ZM179 171V170H178ZM182 171V172H183ZM260 171V172H261ZM181 172V171H180ZM242 172V171H241ZM264 172V171H263ZM115 173V172H114ZM118 173V172H117ZM117 173H115V174H117ZM259 173V172H258ZM262 173V172H261ZM121 174V173H120ZM238 174V173H237ZM97 175V174H96ZM113 175V174H112ZM158 175V176H159ZM262 175H264V173L262 174ZM106 176V175H105ZM118 175H116L115 177H117ZM245 176V177H246ZM259 176H260V174H259ZM63 177V176H62ZM64 177H66V176H64ZM72 177V176H71ZM99 177L100 176H98V179H99ZM114 177V176H113ZM112 177V178H113ZM161 177V178H162ZM240 177V176H239ZM242 177V176H241ZM264 177V176H263ZM101 178V177H100ZM118 178H119V176H118ZM124 178V177H123ZM202 178V179H203ZM247 178V179H248ZM58 179V178H57ZM176 179V178H175ZM245 179V178H244ZM246 179V180H247ZM254 179V178H253ZM263 179V178H262ZM65 180V179H64ZM75 180V179H74ZM100 180V179H99ZM114 180V179H113ZM118 180V179H117ZM116 180V181H117ZM248 180H250V179H248ZM248 180H247V182H248ZM94 181V180H93ZM103 181V180H102ZM105 181V180H104ZM122 181V180H121ZM202 181H204V180H202ZM253 180H251L250 181V183L252 182ZM264 180H262V182H263ZM52 182V181H51ZM118 182V181H117ZM123 182V181H122ZM205 182V181H204ZM256 181H254V182H252V184L253 183H255ZM99 183V182H98ZM106 183V182H105ZM121 183V182H120ZM124 183V182H123ZM132 183V182H131ZM207 183V182H206ZM258 183V182H257ZM254 184V185H258V184ZM264 183V182H263ZM63 184V181L62 180H55L54 182H53V184H51V187H47L46 189V192H40L38 189L37 190H35L34 192L36 193V195L39 197V199H41V198H43V199H41V200H44V201H47V202H49V204L53 207V208H55V209H58V210H62V211H66L67 213H66V215H64V218H63V220H62V223H61V225H60V230H59V233H58V235H59V238L62 240V238L60 237V235H62V236H64V237H66L67 238V241H68V243H71L72 244V246H73V248H72V250L71 251H69L68 252V250H67V252H65V254L63 255V257H64V259H65V261H72L73 262V264H105V262L107 261V257L109 256V253H111L110 251L111 250H109V248L107 249L106 247H103V245L105 244L104 243V241H103V239H101L100 240V242H98V245H100V247L101 248H103L104 250H105V248H106V252H103V254H102V259L100 258L99 259V257H98V255L96 254V251L95 250H97V249H94L93 248V246H94V244L95 243H93V239L91 240V235H90V233H91V229H94V228H99V231L102 229V219L100 218V216L99 215H102L105 211L107 212V210L105 209L106 207V203L105 202H107L108 203V201H110V199H112L113 200V198H111L109 195H111L112 193H110L111 191H108L109 190V188L110 187H108V190H107V188H104L103 187V185H102V187H101V189H103L104 190V192L102 193V191H101V189H100V191H101V195H100V197L99 198H101V200L103 201L102 203H101V200L99 199V200H97L98 201V204H96V202H95V204L96 205H98V206H96V208H95V206H94V208H95V212H93L94 214L91 216V218L90 219H87V221L86 222H84L85 224H82V226L83 227H81V225L79 226H77L76 224L78 223V221L77 220H75V218H74V216H75V214L73 215V209H70L69 207H71L73 204H72V202H76V201H79V200H77V199H75V198H73V199H66V198H60V197H62V196H58V194H59V189L63 186L62 185ZM246 184V183H245ZM94 185V184H93ZM101 185H99V186H101ZM114 185H116V183L114 184ZM120 185V184H119ZM126 185V184H125ZM159 185V184H158ZM175 185H176V188H175V190L176 191H178L177 190V188H179V186L175 183ZM260 185V184H259ZM261 185H263V184H261ZM170 186V185H169ZM168 186V187H169ZM247 186H249V185H247ZM175 187V186H174ZM254 187V186H253ZM258 187V186H257ZM96 188V187H95ZM112 188V187H111ZM145 188V187H144ZM164 188V187H163ZM263 188H264V186H263ZM105 189L109 192V194H108V192H106L105 191ZM115 189V188H114ZM120 189V188H119ZM253 189V188H252ZM258 189V188H257ZM61 190V189H60ZM159 190V189H158ZM174 190V191H175ZM208 190V189H207ZM246 190V191H245ZM161 191V190H160ZM179 192V191H178ZM258 192V193H259ZM173 193H175V192H173ZM180 193V192H179ZM178 194V193H177ZM259 194V195H260ZM35 195V194H34ZM210 195V194H209ZM77 196V195H76ZM102 196V197H101ZM211 196V195H210ZM256 196H258V195H256ZM68 197V196H67ZM82 196H79L78 198H81ZM36 198V197H35ZM209 198V197H208ZM8 199V198H7ZM10 199V198H9ZM66 199V200H65ZM82 199V198H81ZM80 199V200H81ZM143 199V198H142ZM141 199V200H142ZM210 200H211V197L209 198ZM208 199V200H209ZM12 199H10V201L8 202L7 200V202L5 203L4 201V203L3 204H0V264H11L12 263V261H13V259L15 258V253L10 249V241L19 233V231H20V229H21V226H22V222H21V217H20V214H19V212H18V210H17V206L15 205V201H11ZM16 200V199H15ZM76 200V201H75ZM83 200V199H82ZM185 200H187V199H185ZM185 200H183L185 203H187ZM264 201V200H263ZM15 202V203H14ZM110 202H112V201H110ZM0 203H2V202H0ZM103 203H105V204H103ZM113 203V202H112ZM112 203H110V204H112ZM136 203V202H135ZM17 204V203H16ZM102 204H103V206H102ZM143 204V203H142ZM74 205H75V203H74ZM81 205V204H80ZM145 205V204H144ZM153 205V204H152ZM180 205V204H179ZM184 205V204H183ZM16 206V207H15ZM149 206V205H148ZM74 207V206H73ZM72 207V208H73ZM80 207V206H79ZM186 207V206H185ZM110 208V207H109ZM183 209H184V206L182 207ZM188 209H190V208H188ZM187 209V210H188ZM110 210H111V208H110ZM152 210V209H151ZM185 210V209H184ZM109 211V210H108ZM150 211V210H149ZM181 211H183V210H181ZM186 211V210H185ZM189 211V210H188ZM231 211H230V213H231ZM75 212V211H74ZM106 212L104 213L105 215H106ZM180 212V211H179ZM240 212V213H241ZM184 213V212H183ZM190 213V214H191ZM204 213V214H205ZM233 213H235V212H233ZM182 214V213H181ZM189 214V215H190ZM204 214L202 215V216H204ZM78 215V214H77ZM91 215V214H90ZM104 215V216H105ZM107 215H108V212H107ZM153 215V214H152ZM209 215V214H208ZM233 215V214H232ZM79 216V215H78ZM207 216V215H206ZM218 218H217V217ZM220 216L222 217L221 219H220ZM88 217V216H87ZM152 217V216H151ZM155 217V216H154ZM233 217V216H232ZM78 218V217H77ZM76 218V219H77ZM83 218V217H82ZM153 218V217H152ZM235 218V217H234ZM242 218V219H243ZM145 219V218H144ZM208 219H209V217H208ZM207 219V220H208ZM140 222H142V224H144V223H146V221L144 220V221H142V219L140 218ZM203 219L201 218V221H202ZM211 220V219H210ZM209 220V221H210ZM221 220V221H220ZM224 220H226V219H224ZM234 220V219H233ZM77 223H76V222ZM156 221V220H155ZM199 221V220H198ZM198 221H197V223H198ZM204 221V220H203ZM216 221H215V224H216ZM229 221V220H228ZM227 221V222H228ZM237 221V220H236ZM240 221H242V220H240ZM139 222V224H141ZM144 222V223H143ZM204 222H206V220L204 221ZM211 222L213 223V221L211 220ZM211 222H209V223H211ZM242 222V223H243ZM254 222H256V223H254ZM76 223V224H75ZM148 223H149V221H148ZM147 223V224H148ZM201 223V222H200ZM207 223H208V221H207ZM224 223H225V221H224ZM236 223V222H235ZM235 223H234V227H235V229L237 230L238 228H237V226L235 225ZM238 223V222H237ZM139 224H137V225H139ZM142 224H141V226H137V229H136V231L135 230H133V231H135V233H126L127 234V237H128V240L130 241V240H133L135 243L134 244H137L136 246L138 247L137 249H143L141 252H144V251H146V254H145V257L144 258H142L143 259V262L145 261V263H141V261H140V264H160V263H158L159 262V259L160 258H158V256H160V255H163V254H165V256L163 255L162 256V258L163 257H167L166 256V254L167 253H169L168 252V250H169V248L168 247H166V248H164L165 246L163 245L162 246V244H163V242H164V244H166L165 243V241H162V242H160V244H158L159 242H157V239H159V238H157L156 240H155V243L157 242V244H155L154 246L153 245H150V248H146L145 246H143L141 243H143V242H141V239L142 238H144V236H142L141 234L144 232L145 234H146V231H147V229L150 227L149 225V227H145V228H143L142 227ZM221 224V223H220ZM229 224V223H228ZM232 224V223H231ZM255 224V225H254ZM133 225V224H132ZM145 225V224H144ZM152 225V224H151ZM154 225V224H153ZM152 225V226H153ZM211 225V224H210ZM227 225V224H226ZM134 226V225H133ZM217 226V225H216ZM232 226V225H231ZM230 226V227H231ZM241 226H243V225H241ZM245 227V226H244ZM128 228H130V227H128ZM133 228H136V226L135 227H132V229ZM147 228V229H146ZM165 228V227H164ZM214 228V227H213ZM241 228H243V227H241ZM247 228V227H246ZM105 229V228H104ZM131 229V228H130ZM131 229V230H132ZM150 229H151V227H150ZM149 229V230H150ZM209 229V228H208ZM207 229V230H208ZM151 230H154L155 231V229H151ZM150 230V231H151ZM167 230V229H166ZM218 230V229H217ZM232 230H233V227H232ZM246 230H249V229H246ZM95 231V230H94ZM97 231V230H96ZM238 231V230H237ZM104 232V231H103ZM102 232V233H103ZM132 232V231H131ZM229 232H231V230L229 231ZM234 232V231H233ZM247 232V231H246ZM254 232V233H253ZM98 233H100V232H98ZM141 233V234H140ZM149 233V232H148ZM169 233V232H168ZM209 233V232H208ZM207 232L205 233V234H208ZM218 233V232H217ZM101 234V233H100ZM151 234V233H150ZM157 234V233H156ZM232 234V233H231ZM86 235H90V237L89 238H87L86 237ZM93 236H95V240L96 239H98V237H99V235H95V234H92ZM105 235V234H104ZM139 235H140V237H142L141 239H140V237H139ZM144 235V234H143ZM158 235V234H157ZM164 235V234H163ZM188 235V234H187ZM250 235V234H249ZM101 236V235H100ZM145 236H147V234L145 235ZM153 236H155V234L153 235ZM214 236V235H213ZM243 236V235H242ZM247 236H248V232H247ZM246 236V237H247ZM81 238V237H86L88 240H83V239H81V243L79 242V245H75V241H77V238ZM104 237H106V236H104ZM126 237V238H127ZM208 237V236H207ZM222 237V236H221ZM249 237V236H248ZM101 238H103V237H101ZM124 238V237H123ZM169 238V237H168ZM181 238V237H180ZM211 238V237H210ZM209 238V239H210ZM216 238V237H215ZM224 238V237H223ZM106 239V238H105ZM125 239V238H124ZM187 239V238H186ZM208 239V238H207ZM212 239V238H211ZM217 239V238H216ZM250 239V238H249ZM255 239V238H254ZM259 239V238H258ZM80 240V239H79ZM78 240V241H79ZM90 240L92 241V242H90ZM99 240V239H98ZM127 240V239H126ZM144 240V239H143ZM160 240H162V239H159L158 241H160ZM178 240V239H177ZM218 240H219V238H218ZM222 240H225V239H222ZM243 240V239H242ZM242 240H241V243L243 244L244 243V241H245V239H244V241L242 242ZM63 241V240H62ZM145 241V240H144ZM184 241V240H183ZM186 241V240H185ZM213 241V240H212ZM261 241V242H260ZM64 242V241H63ZM97 242V241H96ZM131 242V241H130ZM223 242V241H222ZM221 242V243H222ZM228 242V241H227ZM237 242V241H236ZM250 242V241H249ZM249 242H247V243H249ZM253 242V241H252ZM77 243V242H76ZM162 243V244H161ZM97 244V243H96ZM133 244V246L134 247H136L135 245ZM217 244V243H216ZM236 244V243H235ZM130 245H132L131 243H130ZM145 245V244H144ZM261 245V246H260ZM109 246V245H108ZM132 246V247H133ZM151 246H153V247H151ZM248 246V245H247ZM100 247H98V248H100ZM204 247H206L205 249H204ZM167 248H168V250H167ZM240 248V247H239ZM248 248V247H247ZM246 248V249H247ZM164 249H166L165 251H164ZM184 249V248H183ZM244 249H245V247H244ZM103 250V251H104ZM235 250H237V251H235ZM116 251V250H115ZM140 251V250H139ZM163 251L164 252H167V253H163ZM241 251V250H240ZM125 252V251H124ZM140 252V253H141ZM100 253V252H99ZM127 254V253H126ZM144 254H142V257H143V255ZM175 254V253H174ZM168 255V254H167ZM176 255V254H175ZM181 257V258H182ZM212 257V258H213ZM168 258V257H167ZM141 259V260H142ZM166 259V258H165ZM165 259H162V260H165ZM214 259V258H213ZM161 259H160V261H162ZM179 260V259H178ZM177 260V261H178ZM217 260H216V262H217ZM168 261H170V260H168ZM185 261H183L182 262V264L185 262ZM214 261V263H215V260H213ZM181 262V261H180ZM108 263V262H107ZM170 263V262H169ZM168 263V264H169ZM173 263V262H172ZM211 263V262H210ZM166 264H167V262H166ZM171 264V263H170ZM191 264V263H190ZM211 264H213V263H211ZM216 264V263H215Z\"/></svg>",
	"mask_w": 264,
	"mask_h": 264
},
{
	"label": "built area",
	"instance_id": "3",
	"mask_svg": "<svg viewBox=\"0 0 264 264\" xmlns=\"http://www.w3.org/2000/svg\"><path fill=\"white\" fill-rule=\"evenodd\" d=\"M55 0H0V202L16 197L22 226L10 241L11 264H68L59 228L64 212L32 196L40 189L31 167L50 140L46 99L28 84L22 52L31 53L57 28Z\"/></svg>",
	"mask_w": 264,
	"mask_h": 264
},
{
	"label": "trees",
	"instance_id": "4",
	"mask_svg": "<svg viewBox=\"0 0 264 264\" xmlns=\"http://www.w3.org/2000/svg\"><path fill=\"white\" fill-rule=\"evenodd\" d=\"M129 53V50L126 49L123 53V56H122V60L124 61L126 59V56L128 55ZM73 86H69V87H65V88H62L60 89L58 92L56 93H53V94H50L49 96H45L43 99H49V98H54L53 100H48L49 102L48 103H54L52 101L55 100V98H59L61 101L65 100V99H69L68 97H70L69 93L72 92V89ZM42 99V98H41ZM63 99V100H62Z\"/></svg>",
	"mask_w": 264,
	"mask_h": 264
},
{
	"label": "flooded vegetation",
	"instance_id": "5",
	"mask_svg": "<svg viewBox=\"0 0 264 264\" xmlns=\"http://www.w3.org/2000/svg\"><path fill=\"white\" fill-rule=\"evenodd\" d=\"M50 94H48L47 96H49Z\"/></svg>",
	"mask_w": 264,
	"mask_h": 264
}]
</instances>
